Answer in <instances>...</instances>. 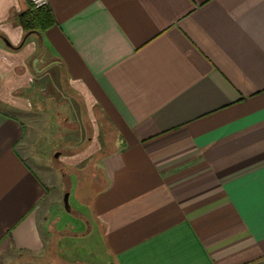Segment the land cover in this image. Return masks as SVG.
I'll list each match as a JSON object with an SVG mask.
<instances>
[{
    "label": "crops",
    "instance_id": "0c3cea01",
    "mask_svg": "<svg viewBox=\"0 0 264 264\" xmlns=\"http://www.w3.org/2000/svg\"><path fill=\"white\" fill-rule=\"evenodd\" d=\"M28 4L0 0V250L70 264L51 242L86 235L31 155L36 86L63 94L64 165L90 169L66 193L115 264H264V0H48L25 38Z\"/></svg>",
    "mask_w": 264,
    "mask_h": 264
},
{
    "label": "rangeland",
    "instance_id": "374dc122",
    "mask_svg": "<svg viewBox=\"0 0 264 264\" xmlns=\"http://www.w3.org/2000/svg\"><path fill=\"white\" fill-rule=\"evenodd\" d=\"M32 88L34 93L31 94V92H29V102L31 106L37 108L41 113V126L40 128L38 127V130H36L37 132H35L33 145L31 146L33 154L31 155L35 157L37 165L40 166V168H44L45 171L46 169H50V166L53 167L51 170L54 179L57 181H53L55 184V189L52 187V184L48 185V199H50L52 194L56 193V203L58 204L59 209L57 213L60 214V218L63 219L64 216V219L67 221L70 227H75L76 233L84 231V234H86L77 236L76 238H73V236L70 240L66 238L63 239L62 242L59 241V243L56 244L57 250H55L56 241L53 240L49 248L48 256L52 257L55 253H57L61 258L66 259L70 264H115L114 261H112V259H110L105 254L103 245L101 243V235L99 232L100 228L97 227L93 219L90 206L85 205L86 201L80 197L79 193L77 195H79L78 197H80L81 201L75 197L73 192H71L70 196L68 197V205L71 212L76 211L81 213L86 222H84L80 216L76 217V214L67 212L64 206V196L70 187L68 177L71 175H77L79 178L81 177L80 180L84 183L85 179L89 177L90 169L85 167L83 168L84 170H80V168L83 167L85 163H79L77 158L71 165L67 167L64 165V161L68 162L69 160L64 159L67 154L63 152V150L68 148L69 144L68 141H65L67 126L63 124L62 117H68V115H66L63 107L59 110L57 115H54L51 109H47L48 102L50 100H56V102H60L62 100L60 97L62 98L63 94L62 92L60 93L49 90L47 87L38 89L36 86H34ZM59 152L61 155L60 159L54 160L55 156ZM31 155L29 154L30 157L27 156L28 159H31ZM70 155L74 154L71 153ZM31 162L33 163V161ZM40 171L42 172V170ZM62 176H64L65 179H63ZM41 178L44 180V177ZM70 179L72 182L71 187H73V185H77L78 182H76L75 176H72ZM87 223H89V225ZM89 226H93L92 230H88ZM18 254L19 252L16 253L10 248L7 250L1 249L0 264H23L30 261V258L21 257Z\"/></svg>",
    "mask_w": 264,
    "mask_h": 264
},
{
    "label": "trees",
    "instance_id": "16d2710c",
    "mask_svg": "<svg viewBox=\"0 0 264 264\" xmlns=\"http://www.w3.org/2000/svg\"><path fill=\"white\" fill-rule=\"evenodd\" d=\"M17 23L25 36L27 34L42 35L55 25L52 10L48 6L37 9L30 3L27 10L18 15Z\"/></svg>",
    "mask_w": 264,
    "mask_h": 264
},
{
    "label": "water",
    "instance_id": "95a60500",
    "mask_svg": "<svg viewBox=\"0 0 264 264\" xmlns=\"http://www.w3.org/2000/svg\"><path fill=\"white\" fill-rule=\"evenodd\" d=\"M30 34H27L26 36H25V38L27 37V36H29ZM25 38H24V40H25ZM8 46H10L9 44H8ZM40 46H41V54H42V52H43V50H44V46H43V43L40 41ZM36 63H37V59L36 60H34V62H33V66L35 67V65H36ZM35 69V68H34ZM68 196H69V194L68 193H66V195L64 196V200H63V202H64V206H65V209H66V211L67 212H69V210H70V207H69V205H68Z\"/></svg>",
    "mask_w": 264,
    "mask_h": 264
},
{
    "label": "built area",
    "instance_id": "2783aa9c",
    "mask_svg": "<svg viewBox=\"0 0 264 264\" xmlns=\"http://www.w3.org/2000/svg\"><path fill=\"white\" fill-rule=\"evenodd\" d=\"M28 2L34 7V8H44L48 6V0H28Z\"/></svg>",
    "mask_w": 264,
    "mask_h": 264
}]
</instances>
